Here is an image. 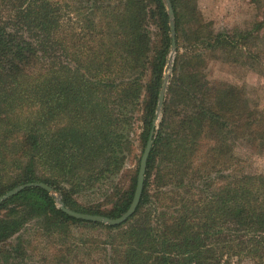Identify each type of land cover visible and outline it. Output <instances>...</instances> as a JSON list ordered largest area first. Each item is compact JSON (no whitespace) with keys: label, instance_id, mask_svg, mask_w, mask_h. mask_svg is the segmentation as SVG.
I'll return each mask as SVG.
<instances>
[{"label":"trees","instance_id":"obj_1","mask_svg":"<svg viewBox=\"0 0 264 264\" xmlns=\"http://www.w3.org/2000/svg\"><path fill=\"white\" fill-rule=\"evenodd\" d=\"M170 1L158 117L165 0H0V196L44 183L72 210L118 218L141 158L132 173L125 162L158 127L127 221L73 217L27 186L0 203V264H264V173L234 148L264 152V113L206 71L219 60L264 74V0H251V29L218 31L197 0ZM95 189L104 199L85 201Z\"/></svg>","mask_w":264,"mask_h":264},{"label":"rangeland","instance_id":"obj_2","mask_svg":"<svg viewBox=\"0 0 264 264\" xmlns=\"http://www.w3.org/2000/svg\"><path fill=\"white\" fill-rule=\"evenodd\" d=\"M197 4L205 20L212 23V27L216 31L235 27L249 30L254 25V22L261 18V11L251 0H197ZM175 55L176 52L174 54L171 53L165 70V76L167 74L169 76L166 93L168 92L170 78L173 73L172 61L174 62ZM170 60L172 61L169 65ZM206 69L211 81L223 80L244 87L249 92L252 103L258 104L261 108L260 111L264 113V74L255 71L252 67L219 60H210ZM135 138L137 139L136 134ZM134 147V154L128 157L125 162V173H132L138 166V159L142 157L138 139L135 140ZM234 148L236 155L246 161L250 171L264 173V152L255 151L246 140L243 141L242 139L236 141ZM110 186L111 182H108L107 187ZM91 192L87 193L89 196L84 199L85 201L93 200V202H98L104 199L103 192L101 193L97 189ZM33 233L32 230L28 233V236L32 237Z\"/></svg>","mask_w":264,"mask_h":264},{"label":"water","instance_id":"obj_3","mask_svg":"<svg viewBox=\"0 0 264 264\" xmlns=\"http://www.w3.org/2000/svg\"><path fill=\"white\" fill-rule=\"evenodd\" d=\"M165 4L167 6L168 14L170 17V26H171L172 38H173V40H172V54H174L176 52V29H175L176 27H175V19H174V9H173V6H172V3L170 0H165ZM171 61L172 60H170L169 65L171 64ZM172 63H173V61H172ZM168 80H169V76L167 74L164 77V83H163L161 93H160V97H159L158 108H157V116L158 117H160L161 113H162V106H163V102H164V98H165V94H166V90H167ZM157 130H158V128L153 129L151 131V134L149 136L145 150L142 154V157L140 160L138 182H137L136 192H135L133 201H132L129 209L118 218H110V217L98 215V214L81 213V212H77L75 210H72V209H70L64 205V203L61 200V196L59 193H57L52 187H50L44 183H29V184H23V185L17 186L16 188L8 191L6 194L1 195L0 196V203H2L7 198L17 194L18 192L22 191L27 186L40 185V186H43L44 188H47L50 191V193L56 198L57 203L62 208V210H64L66 213H68L69 215H71L73 217L81 218V219H85V220L101 221L104 224H109V225L122 224L125 221H127L135 213V211H136V209L140 203V199H141V195H142L143 187H144L145 173H146V168H147V160H148V157H149L150 152L152 150V147L154 145L155 137L157 135Z\"/></svg>","mask_w":264,"mask_h":264}]
</instances>
